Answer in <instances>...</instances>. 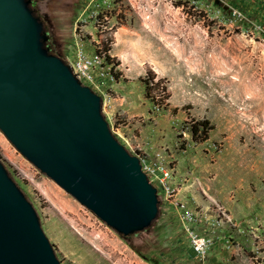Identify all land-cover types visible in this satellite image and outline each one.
<instances>
[{"label":"rangeland","instance_id":"rangeland-1","mask_svg":"<svg viewBox=\"0 0 264 264\" xmlns=\"http://www.w3.org/2000/svg\"><path fill=\"white\" fill-rule=\"evenodd\" d=\"M32 9L67 64L79 47L90 56L109 48L105 82L84 85L160 200L149 228L120 235L0 130V161L60 264H264V0H32ZM148 72L166 85L167 106L146 98ZM203 119L214 129L197 143L190 124ZM176 202L199 214L192 227L211 240L205 258L193 253Z\"/></svg>","mask_w":264,"mask_h":264},{"label":"water","instance_id":"water-1","mask_svg":"<svg viewBox=\"0 0 264 264\" xmlns=\"http://www.w3.org/2000/svg\"><path fill=\"white\" fill-rule=\"evenodd\" d=\"M44 1V0H39ZM32 0H0V130L41 173L116 233L158 218V190L112 134L102 98L53 55ZM0 264H60L0 161Z\"/></svg>","mask_w":264,"mask_h":264},{"label":"built area","instance_id":"built-area-1","mask_svg":"<svg viewBox=\"0 0 264 264\" xmlns=\"http://www.w3.org/2000/svg\"><path fill=\"white\" fill-rule=\"evenodd\" d=\"M105 59L96 52L93 55H88L83 48H78L73 60L69 59L68 65L71 67L73 73L77 76L82 84H86L91 87L99 88L107 79L108 71L105 65ZM143 169V168H142ZM146 175H149L146 171ZM164 180L167 181L171 178V172L162 170ZM167 192V197L172 198L175 195V188H163ZM176 205L181 209V220L184 222V232L187 235L189 245L193 253L201 258H205L208 255L211 240L205 235L199 233L192 227V224L196 221V211H191L182 202H176Z\"/></svg>","mask_w":264,"mask_h":264},{"label":"trees","instance_id":"trees-1","mask_svg":"<svg viewBox=\"0 0 264 264\" xmlns=\"http://www.w3.org/2000/svg\"><path fill=\"white\" fill-rule=\"evenodd\" d=\"M109 48L105 47L104 52L96 51L97 54L101 55L105 59L106 64H115L113 58L108 54ZM142 82L146 86L145 96L150 100L154 106L158 108H162L163 106H167V100L170 95L166 85L164 84L162 79H157L155 74L148 72L146 76L142 79ZM213 126H211L208 120H194L190 124V132L192 134V138L195 142H205L209 140V134L213 130Z\"/></svg>","mask_w":264,"mask_h":264},{"label":"flooded vegetation","instance_id":"flooded-vegetation-1","mask_svg":"<svg viewBox=\"0 0 264 264\" xmlns=\"http://www.w3.org/2000/svg\"><path fill=\"white\" fill-rule=\"evenodd\" d=\"M48 43H49V40H48V42L46 43V46H47V48L51 51V46H50Z\"/></svg>","mask_w":264,"mask_h":264}]
</instances>
